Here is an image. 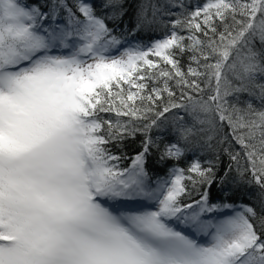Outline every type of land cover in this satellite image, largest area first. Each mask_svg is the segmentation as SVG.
Returning <instances> with one entry per match:
<instances>
[{
	"label": "snow or ice",
	"instance_id": "1",
	"mask_svg": "<svg viewBox=\"0 0 264 264\" xmlns=\"http://www.w3.org/2000/svg\"><path fill=\"white\" fill-rule=\"evenodd\" d=\"M123 2L0 0V264H264V0Z\"/></svg>",
	"mask_w": 264,
	"mask_h": 264
},
{
	"label": "trees",
	"instance_id": "2",
	"mask_svg": "<svg viewBox=\"0 0 264 264\" xmlns=\"http://www.w3.org/2000/svg\"><path fill=\"white\" fill-rule=\"evenodd\" d=\"M186 3H190L192 6H195L197 4H202L204 2V0H185ZM141 3H149V4H157L160 6H163L164 8H167V0H124L123 2V8L126 10L125 11V15L123 17V22H122V28L123 25H127L129 31L134 27L135 25V14L137 11V6L140 5ZM170 11L176 12L178 11V9H168ZM106 12L110 13L112 11V9H106ZM149 15H151V8H149ZM164 20H174L176 17L175 16H164L163 17ZM109 26H112V22L109 21ZM163 30L159 27L155 28L154 31H150V32H146L145 30H141L140 32H138L135 36H130V39L133 40H143L144 42H147L149 40L150 37L152 38H158L160 36H162ZM182 63L185 66V70H186V66H187V57L185 56L182 59ZM233 83H235V81H233ZM206 99V96H205ZM230 100L233 99V97H229ZM241 101H251V103L253 104L254 107L256 108H260L261 105V101L256 97V96H250L247 93H242L241 94ZM243 106V105H242ZM189 122L191 123V120L189 118ZM139 142H140V137L138 136L135 142H131V141H126L125 142V147L122 149L123 152H126L129 156H131L132 154H134L136 151H138V146H139ZM213 145L215 146V148L220 149V155H221V168L223 169L224 166H226L228 164V157L223 153L222 149L223 147H227V145H219L216 144V141L214 140ZM237 148L239 147L238 145L236 146ZM113 151H117V149L113 148ZM207 155H209L207 152L202 154V158L206 157ZM128 163H130V161H124L123 164L127 165ZM182 166H186L183 165ZM149 167H152V164L150 163ZM167 165L161 167L159 169L160 174L164 175L167 171ZM239 192L240 193H247L246 195H234L232 197H230V199L235 202V203H240L241 201L245 204H251L254 205L257 209V211L259 212L260 210V200H259V196H258V192L259 189H257L256 187H248L246 184H242L240 185L239 188ZM193 196L195 197V193H193Z\"/></svg>",
	"mask_w": 264,
	"mask_h": 264
}]
</instances>
